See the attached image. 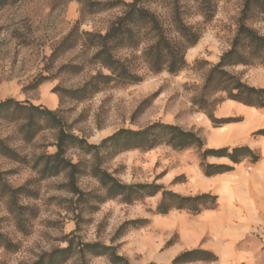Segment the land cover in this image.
Instances as JSON below:
<instances>
[{
	"label": "rangeland",
	"instance_id": "374dc122",
	"mask_svg": "<svg viewBox=\"0 0 264 264\" xmlns=\"http://www.w3.org/2000/svg\"><path fill=\"white\" fill-rule=\"evenodd\" d=\"M237 7V0L218 3V11L204 26L199 43L186 52L187 66L181 72L174 76L166 72L153 75L139 66L140 83L122 88L110 85L87 100L77 101L63 92L82 87L99 72L108 74L91 60L95 50L83 45L84 33L104 35L121 9L91 13L79 0H21L0 9V103L6 99L27 101L55 111L64 129L88 145H98L120 130L140 131L158 122L194 130L202 137L205 128L201 120L206 122L202 118H208L193 102L204 95L208 110L214 112L226 101L224 94L203 92L202 88L211 67L230 47ZM200 21L198 16L187 18L191 24ZM254 28L264 36L263 23ZM72 30L75 44L61 47ZM132 55L125 49L115 54L120 60ZM228 71L240 75L249 86H264L262 67L238 66ZM211 126L218 125L210 121ZM57 136L55 129H46L26 142L17 125L0 122V138L20 157V161H13L0 155V173L13 188H27L30 195L22 197L20 204L32 209V217H26L25 231L20 232L7 202L0 201V234L15 245L14 250L0 248V264H33L41 255L66 247L65 237L71 233L84 243L116 246L132 264L166 262L179 251L180 246L174 245L182 238L188 241L192 234L185 232L183 225L196 220L199 214L171 211L157 215L159 196L132 205L119 200L99 203L92 196L101 195L102 190L90 170L98 164L123 184L156 183L175 192L191 181L189 169H200L196 148L174 151L160 145L148 152L129 150L111 157L100 152L97 159L93 153L68 149L65 158L79 166L75 183L83 196L78 198L69 190L67 171L54 177L39 173L43 167L40 157L54 155L57 150ZM259 136L255 133L253 138ZM172 174L178 175L172 178ZM168 220L172 227H167ZM65 264L108 263L102 257H86L83 262L75 256Z\"/></svg>",
	"mask_w": 264,
	"mask_h": 264
},
{
	"label": "trees",
	"instance_id": "16d2710c",
	"mask_svg": "<svg viewBox=\"0 0 264 264\" xmlns=\"http://www.w3.org/2000/svg\"><path fill=\"white\" fill-rule=\"evenodd\" d=\"M19 1L21 0H0V9L13 6ZM220 1L223 0H120L103 3L79 0L91 13L113 9H121V13L109 24L104 35L86 32L83 36L85 40H82L83 45L95 50L91 58L93 63L106 69L108 74L99 72L90 77L82 87L63 93L73 100L84 101L110 85L122 88L138 84L142 80L138 75L139 66L153 75L166 72L174 76L181 72L187 66L186 52L199 43L204 26L215 17ZM237 4V13L232 21L234 32L230 47L209 70L202 90L222 93L226 100L262 109L264 88L249 86L242 81L240 75L233 74L228 69L238 66L264 68V36L254 28L256 24H264V0H237ZM190 16H198L201 21L197 24L188 23L187 18ZM74 34L75 30H72L62 41L61 47L68 43L73 46L76 42ZM69 46L65 50H68ZM122 49L129 50L134 55L130 59H117L115 54ZM193 104L198 106L214 125L232 121L230 118L215 119L213 112L208 110L204 95L194 99ZM2 121L17 125L26 142L32 141L42 130L58 131L55 143L57 150L54 155L40 157L43 167L39 173L42 177H54L67 171L69 190L78 198L83 196L75 183L79 166L71 164L65 158L67 150L72 148H78L86 154L93 153L96 159L100 152H105L111 157L129 150L148 152L160 145L174 151L196 148L199 151L200 168L205 177L232 170L231 166L207 164L205 160L208 157L226 158L234 164L246 158L252 163L258 162L259 159L247 145L204 149L205 145L198 132L161 122L146 126L140 131L120 130L106 137L98 145H88L83 139L64 129L63 122L55 111L40 105L34 106L27 101H1L0 122ZM256 134L263 136L264 129ZM0 155L20 161L19 155L3 138H0ZM90 173L102 190L101 195L92 196L99 203L119 200L124 205H132L143 202L146 198L159 196L160 201L155 209L157 215H165L171 211H187L195 215L204 210H213L217 206V197L214 195L187 197L167 190L161 184H123L98 164L91 167ZM2 176L0 173V201L7 202L8 212L12 215L17 229L24 232L28 220L26 217H32V209L20 204V200L30 195V192L24 186L13 188ZM65 242L66 247L41 255L33 264H65L75 256H79L83 262L86 257H102L108 264H132L118 253L116 246H105L99 242L84 243L73 233L65 237ZM0 248L14 250L15 245L0 234ZM216 260L215 253L196 248L179 253L170 264L214 263Z\"/></svg>",
	"mask_w": 264,
	"mask_h": 264
},
{
	"label": "crops",
	"instance_id": "0c3cea01",
	"mask_svg": "<svg viewBox=\"0 0 264 264\" xmlns=\"http://www.w3.org/2000/svg\"><path fill=\"white\" fill-rule=\"evenodd\" d=\"M213 117L239 120L210 127V121L202 118L206 122L201 120L205 131L200 137L206 149L247 145L259 157L258 162L246 158L234 164L226 158L211 156L205 160L207 164L231 166L232 170L205 177L201 168L189 169L191 181L177 187L174 193L187 197L214 195L217 206L200 212L194 221H185L184 231L192 234L191 237L188 241L182 238L174 245L180 246L179 251L168 261L155 264H169L179 253L196 248L215 253L217 260L195 264H264V135L253 138L264 129V108L243 106L227 99L214 110ZM177 175L172 174V178ZM166 225L172 227L171 221Z\"/></svg>",
	"mask_w": 264,
	"mask_h": 264
}]
</instances>
